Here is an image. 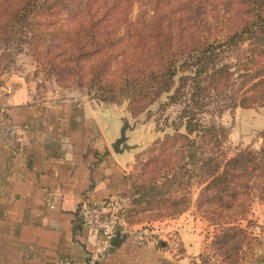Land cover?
Masks as SVG:
<instances>
[{
    "label": "trees",
    "instance_id": "trees-1",
    "mask_svg": "<svg viewBox=\"0 0 264 264\" xmlns=\"http://www.w3.org/2000/svg\"><path fill=\"white\" fill-rule=\"evenodd\" d=\"M48 11H65L72 21L57 32L62 64L49 71L58 73L57 82L85 71L81 85L106 90L99 96L104 102L129 100L134 113L168 93L162 112L177 108L175 133L160 166L174 173L161 187H171L179 174L188 177L179 185L199 176L209 193L200 208L217 214L213 219L223 226L231 223L223 215L244 207L239 200H249L254 189L264 193L252 182L264 177V147L229 156V129L215 120L228 109L264 106V0H0V42L34 39L37 17ZM229 231L230 239H249L247 228ZM244 242L229 246V264L239 262Z\"/></svg>",
    "mask_w": 264,
    "mask_h": 264
},
{
    "label": "crops",
    "instance_id": "crops-1",
    "mask_svg": "<svg viewBox=\"0 0 264 264\" xmlns=\"http://www.w3.org/2000/svg\"><path fill=\"white\" fill-rule=\"evenodd\" d=\"M3 77L0 264H61L65 258L88 264L98 236L83 227L81 207L123 190L133 155L111 146L119 136V110L86 97L60 96L39 85L34 74ZM51 195L60 200L54 209ZM181 229L178 254L159 247L160 238L136 244L122 229L123 242L97 264H202L203 235ZM237 264H264V228L249 235Z\"/></svg>",
    "mask_w": 264,
    "mask_h": 264
},
{
    "label": "rangeland",
    "instance_id": "rangeland-1",
    "mask_svg": "<svg viewBox=\"0 0 264 264\" xmlns=\"http://www.w3.org/2000/svg\"><path fill=\"white\" fill-rule=\"evenodd\" d=\"M138 11L139 5L135 4L129 14L131 20L136 19ZM36 21L34 39L33 34L30 38H20V35H17L16 42L14 39L8 45H5L7 39L0 42V83L4 80L3 76L9 74H34L39 85L49 91L58 90L60 96L86 97L104 105H115L114 108L119 110L120 116H126L132 123H137V127L128 134L129 143L139 144V147L131 151L133 155L128 164L125 188L116 193L125 205L127 230H147L155 237L167 241L170 234L175 233L180 239V244L176 250H172L178 254L183 252L181 228H186L187 231L198 232L205 239L201 253L203 255L199 257L202 264H217L210 261L211 255L222 264H229L228 255L234 253L229 250V246L235 244L236 247L238 243L248 240V237L244 238L240 233H237L240 236L230 239V236H233L229 231L230 227L236 225L247 228L251 236L259 234L264 228V193L260 189H254L249 200H239L244 207L237 213L223 215L225 220L231 222L223 226L213 219L218 217L217 214L200 208L199 199L209 193L204 191L205 184L199 182V176L193 175L188 185H179L180 182L188 180L187 176L179 174L176 183L171 187H161L166 174L173 178L174 173V170L168 168L169 165L160 166L163 160L167 163L171 154L170 151L163 153L167 137L175 133L172 121L177 108L169 106L162 112L163 104L168 102V93L162 94L144 109L134 113L129 100L123 99L120 103L104 102L99 96L105 94L106 90L96 89L95 86L89 91L88 85H81L80 76H86L85 71L77 70L75 77L62 74L59 77L60 82H57L58 73L49 72L63 57L59 55L61 49L56 47L60 42L57 32L67 29L69 23H72L71 18L65 11L59 14L48 11L38 16ZM76 27L78 29L81 26L75 25ZM87 78L86 76V80ZM58 86H62V89H58ZM215 120L229 129L225 143L229 156L245 149L259 151L264 147V106L228 109L221 116H216ZM263 179L264 177H254L252 182L259 183L263 189ZM224 238L229 239L228 246L224 243ZM219 246H222L221 249ZM215 248L219 249L221 255L214 252ZM232 258L236 260V255Z\"/></svg>",
    "mask_w": 264,
    "mask_h": 264
},
{
    "label": "built area",
    "instance_id": "built-area-1",
    "mask_svg": "<svg viewBox=\"0 0 264 264\" xmlns=\"http://www.w3.org/2000/svg\"><path fill=\"white\" fill-rule=\"evenodd\" d=\"M60 202L57 195L49 197V207L56 208ZM81 218L83 227L89 234L98 236V244L90 254L88 264H97L105 259L111 247L110 239L118 228L126 229V210L120 196L114 194L98 202L92 201L85 203L81 207ZM129 231V230H128ZM133 241L138 244H153L159 237H155L147 230H130ZM169 247L173 250L180 244V239L175 233L170 234L168 239ZM210 261L222 264L213 255L209 256ZM61 264H76L73 260L65 258Z\"/></svg>",
    "mask_w": 264,
    "mask_h": 264
},
{
    "label": "water",
    "instance_id": "water-1",
    "mask_svg": "<svg viewBox=\"0 0 264 264\" xmlns=\"http://www.w3.org/2000/svg\"><path fill=\"white\" fill-rule=\"evenodd\" d=\"M120 120L121 127L119 129V136L111 143V146L115 153H131V151L139 147V144H130V136L128 133L137 127V123H132L126 116H121ZM123 240L122 229L118 228L110 239L111 246L118 247ZM157 244L161 248H167L169 246V242L162 238L158 240Z\"/></svg>",
    "mask_w": 264,
    "mask_h": 264
}]
</instances>
